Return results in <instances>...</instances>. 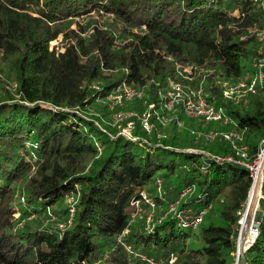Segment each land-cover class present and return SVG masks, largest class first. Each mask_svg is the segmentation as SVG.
Listing matches in <instances>:
<instances>
[{
    "label": "trees",
    "instance_id": "obj_1",
    "mask_svg": "<svg viewBox=\"0 0 264 264\" xmlns=\"http://www.w3.org/2000/svg\"><path fill=\"white\" fill-rule=\"evenodd\" d=\"M260 34L264 0H0V264H264V196L257 237L237 261L264 83L244 98L224 93L264 71ZM172 81L202 89L230 122L168 111ZM124 83L142 96L111 107ZM121 110H149L151 131L133 117L124 133ZM216 129L240 132L245 157L207 137ZM74 193L76 210L58 211ZM137 202L165 214L132 224ZM187 209L205 211L200 225Z\"/></svg>",
    "mask_w": 264,
    "mask_h": 264
},
{
    "label": "built area",
    "instance_id": "obj_2",
    "mask_svg": "<svg viewBox=\"0 0 264 264\" xmlns=\"http://www.w3.org/2000/svg\"><path fill=\"white\" fill-rule=\"evenodd\" d=\"M264 83V71L260 69L258 74L252 80H241L236 84L230 85L225 88V95L229 98H241L243 95L247 94H256L259 89V85ZM134 96H142V92H137L131 87L127 86L125 83L122 84L116 91L113 93L110 98L111 107L113 106H123L125 101L131 99ZM165 103L164 107L168 111H173L175 109L181 110L186 116L189 117H202L206 122L211 121H222L224 123L230 122V117L227 116L224 108L217 107L214 104L209 103L203 95L202 89L200 90H187L182 83L172 81L170 83V88L165 94ZM153 105H151L152 107ZM133 117H137L142 123V126L151 131L153 123L151 122V113L150 111H145L142 114H135L133 112H125L123 110L118 111L114 116L115 123H121L124 120H127V125L123 129L124 133H130V131L135 127V121ZM181 124V123H180ZM219 135H222L224 139L230 141L233 148L240 152L243 150L242 155L245 157L247 146H241V143L244 142L243 135L238 131H226V132H217L210 131L207 134V137L214 140ZM264 147V140L260 145V149ZM259 150L258 157L255 161L246 163L250 169V175L254 180V177L258 175L260 170V165L264 162V151ZM228 159L232 160L231 156ZM203 211L198 216H194L192 222L194 225H198L203 218ZM241 220V226H242ZM257 232V230H255ZM254 232V234H255Z\"/></svg>",
    "mask_w": 264,
    "mask_h": 264
},
{
    "label": "rangeland",
    "instance_id": "obj_3",
    "mask_svg": "<svg viewBox=\"0 0 264 264\" xmlns=\"http://www.w3.org/2000/svg\"><path fill=\"white\" fill-rule=\"evenodd\" d=\"M260 38H263L264 37V35H262V34H260V36H259ZM53 44H55V43H53ZM252 79H254V78H252ZM3 84H5V81H4V77L2 76V74H0V87L3 85ZM249 95H251V94H247V95H243L241 98H244V97H247V96H249ZM128 101V100H127ZM129 102V101H128ZM126 105V101H125V104L122 106V107H124ZM153 105V104H152ZM184 118H186L185 116H183ZM163 119H161L162 121H163V124L164 125H166L167 127H168V124H171V119H170V116H164V117H162ZM182 122V121H181ZM214 123H217V122H214ZM222 124H225L224 122H221ZM182 124V123H181ZM180 124V125H181ZM165 126V127H166ZM170 126V125H169ZM126 127V126H125ZM124 127V128H125ZM180 127H182V125L180 126ZM123 128V129H124ZM123 131V130H122ZM210 131H212V130H210ZM209 131V132H210ZM214 131H217V132H219V133H221V132H226V131H231V130H220V129H216V130H214ZM131 132V131H130ZM128 134V133H127ZM261 143H262V141L260 142V145H261ZM261 150V149H260ZM262 150L264 151V147L262 148ZM261 150V151H262ZM261 174V177H260V180H261V185H260V188H259V192H258V194H257V188H258V186H256V194H255V196H254V198L252 199V203H253V201H254V203L252 204L251 202H249L250 204H252V213H251V215H250V221H249V223L247 224L246 222H245V220H246V217H245V214H246V212H247V209H248V205H249V203L246 205V209H245V212H244V214H243V216H242V218H241V220L243 219V224H245V228H246V226H247V232H246V236H245V240L243 241V243H244V245L246 246V248L248 247V246H250V244H251V240L249 239L250 238V234H249V228H250V226L252 225V222H258L257 221V217H258V215H259V213L261 212V210H260V200H261V197H263L264 195H263V181H264V162L260 165V170H259V172H258V174ZM254 182H255V180H254ZM254 184V183H253ZM252 184V185H253ZM162 190H163V188H157V193L158 194H161L162 193ZM251 191V190H250ZM79 194H76V193H74V194H70L69 196H66L65 198H64V203L63 204H59V206L57 207V209H58V211H60V210H63V209H66V208H68V207H71L72 208V210H71V212H73L74 210H76L75 208L77 207V205H78V203H79ZM144 197H145V200H146V202L147 201H149V197H148V195L146 194V196L144 195ZM184 198H185V196L182 194V195H180V197H179V199L176 201V202H173V203H171L170 204V206H169V209H168V211L170 210V211H177V210H179V208H180V206H181V203H182V201L184 200ZM136 207H137V212H136V214L134 215V219H133V221H132V224H135V223H138V222H140V221H142V220H144L145 221V223L146 224H152L153 222H155L156 220H157V218L158 219H161L162 217H163V215L162 214H165V211L162 209V208H160V207H158V206H155L154 204H151V206H149L148 207V209H142V208H140V206H139V203L137 202L136 203ZM220 208H221V206H220V204L219 203H216L215 204V206H214V209H213V211H212V215H213V217H215V216H217L218 215V212L220 211ZM188 210L189 209H187L186 210V212H187V214L188 215H185V214H183L182 215V217H184V218H186L187 220H190V222L192 223V221H191V218H194V215L190 212V213H188ZM182 213H184V212H182ZM210 214V215H211ZM210 215H207V217L206 218H208ZM15 218H19L20 217V214L19 213H16L15 215ZM241 220H240V223H241ZM22 221V220H21ZM21 221L19 222V224L21 223ZM24 222L26 223V224H30V225H34L35 224V222L32 220V218H29V219H24ZM202 222V221H201ZM200 222V223H201ZM187 223H189V222H187ZM200 223L198 224V225H200ZM259 223L260 222H258V224H256V226L254 227V232H255V230H257V232H255V234H254V238H256L257 237V234H258V225H259ZM23 224V221H22V223L20 224V225H22ZM198 225H194L195 227H197ZM62 228L64 227V225L63 224H61L60 225ZM240 233H241V228H240ZM240 235V234H239ZM238 239H239V237H238ZM239 242H237V252H238V248H239V244H238ZM249 243V244H248ZM245 246H243V247H245ZM130 250H131V253H134L135 255L137 254V253H135L134 251H133V249L132 248H130ZM240 250V249H239ZM241 251V250H240ZM245 253V252H244ZM237 255H238V253H237ZM242 255H244V254H242V251L240 252V254H239V256H242ZM145 257V256H144ZM148 260H150V259H148Z\"/></svg>",
    "mask_w": 264,
    "mask_h": 264
},
{
    "label": "bare ground",
    "instance_id": "obj_4",
    "mask_svg": "<svg viewBox=\"0 0 264 264\" xmlns=\"http://www.w3.org/2000/svg\"><path fill=\"white\" fill-rule=\"evenodd\" d=\"M136 119H137V117H136ZM137 120H139V119H137ZM140 121V120H139ZM141 122V121H140ZM152 122V121H151ZM260 177H261V174L259 173L258 175H256L255 177H254V180H255V182H254V184H253V186H252V189H251V191H250V193H249V199H248V202H247V204L249 203V202H251L252 201V199L254 198V196H255V192H256V186H258V188H257V194H258V192H259V188H260V184H261V180H260ZM253 180V181H254ZM255 193V194H254ZM253 203H254V201H253ZM252 203V204H253ZM245 222L247 223V221L245 220ZM242 223H243V219H242ZM249 223V222H248ZM247 223V224H248ZM256 224H258V222H252V225L250 226V228H249V234H250V242H252L253 240H254V227L256 226ZM243 226H244V224H243ZM247 232V231H246ZM246 232L245 233H240V235H239V239H238V244H239V249L242 251V249H243V246H245L244 245V243H243V241L245 240V236H246ZM249 244V243H248ZM245 248H246V246H245Z\"/></svg>",
    "mask_w": 264,
    "mask_h": 264
},
{
    "label": "water",
    "instance_id": "obj_5",
    "mask_svg": "<svg viewBox=\"0 0 264 264\" xmlns=\"http://www.w3.org/2000/svg\"><path fill=\"white\" fill-rule=\"evenodd\" d=\"M252 203V202H251ZM252 211V204H250L249 203V205H248V209H247V212H246V214H245V217H246V221H247V223L250 221V215H251V212ZM262 220V213L260 212L259 213V215H258V217H257V221L258 222H260ZM246 230H247V226H246V228H245V224H244V226H243V224H242V226H241V233L243 232V233H245L246 232ZM249 248V246L247 247V248H245V247H243V249H242V254H244V252L247 250ZM240 250H239V248H238V256H237V261H238V259H239V254H240ZM236 264H237V262H236Z\"/></svg>",
    "mask_w": 264,
    "mask_h": 264
}]
</instances>
